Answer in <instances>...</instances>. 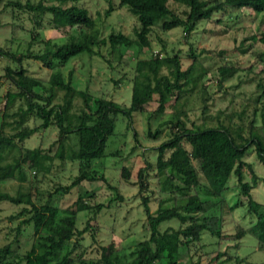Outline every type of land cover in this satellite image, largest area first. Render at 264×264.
Returning <instances> with one entry per match:
<instances>
[{"label": "trees", "instance_id": "16d2710c", "mask_svg": "<svg viewBox=\"0 0 264 264\" xmlns=\"http://www.w3.org/2000/svg\"><path fill=\"white\" fill-rule=\"evenodd\" d=\"M80 2L81 0H10L7 5L12 8L14 15H29L35 26L31 31L32 40H36L39 30L47 27L67 35L74 27L93 30L95 21ZM171 2L187 9L185 18L170 8ZM119 7L127 8L130 14L138 18V24L134 28L135 41L122 32L111 33L107 39H99L96 32L84 39L71 36L70 40L63 44L41 39V53L28 50L25 54L17 55L12 51L0 49V56L13 63L5 67L4 78L10 87L3 96L5 105L0 112V186L4 181L11 179L25 182L27 169H45V162L52 157L44 153L41 147L26 148L25 142L34 135L42 138L45 131L51 127L58 129L56 157L64 158L65 146L71 135L77 139V147L71 150L69 160L77 162L79 173L70 185L59 187L57 191L68 194L84 181L100 180L111 186L103 174L92 168V163L105 155L108 140L115 135L119 114L132 118L134 113H144L146 106L156 95L159 97L156 110L158 113H163L172 101L176 107L179 99L186 92L192 91L203 77V73L200 74L196 70L194 51L191 50L189 57L193 60L187 68H183L180 54L163 57L157 52L149 58L138 59L129 107L103 96L94 97L87 90L75 88L72 75L66 79L61 68L85 51L91 55L103 56L95 51L96 47L108 46L113 51L119 47L131 48L134 45L140 49L149 47V37L160 21L163 32L183 28L186 37H189L199 23L216 22L214 18L228 10L246 8L257 14L264 13V0H119ZM112 10L113 6H110L107 14ZM253 39L260 41L264 46V33L259 37L253 36ZM257 55L263 64L264 74V47ZM26 59L36 60L52 69L47 84L32 76L29 69L23 66ZM165 70H168L169 74H165ZM218 71L221 74V82L229 81L236 73V69L228 66L220 67ZM60 92H63V101L56 104L55 99ZM77 97L82 99L84 105L80 112H74V100ZM263 97L264 91L258 99ZM18 101H24L25 104L12 110ZM208 101V98L203 99L201 110L205 120L209 112ZM184 115L182 110L175 111V118L167 123H171L173 134L157 149L159 152H172L167 168L163 169L165 178L159 179V183L164 186L161 191L167 192L168 189L171 195L167 200L171 205L163 206L162 200L158 210L152 213L149 207L150 197L142 198L149 235L136 242L131 252L132 260L127 264H198L199 261H195L192 256L188 258V262L184 260L188 257L187 254L192 252V246L193 249L201 251L207 245L202 236L204 231L218 238L215 240L235 242H241L250 234L256 238L258 249L264 251L263 205L252 195L254 188L264 184V136L253 130V122L248 131L242 126L233 129L232 126L224 124L208 126L205 122L188 128L182 120ZM261 117L264 128V107ZM158 133L159 129L155 132L149 131L148 136L156 139L159 137ZM193 142L196 148L191 156L184 144ZM252 148L263 170L262 176L245 160ZM14 150L18 155L10 161L9 152ZM182 155L185 157L182 158L184 162L178 165L175 158ZM192 158L198 162L197 166ZM130 168L131 166L124 167L121 173L126 181H129L131 176ZM246 172L250 176V182L246 180ZM157 174L161 176L160 173ZM137 178L136 184L140 185L139 192L142 193L144 169L138 172ZM111 188L116 189L112 186ZM233 188H237L239 194L231 209L245 207V217L253 215L254 218L247 228L238 226L234 235H227L222 208L226 203L225 193ZM242 196L246 197V202H243ZM115 199L122 200L123 197L117 192ZM0 201L22 205L20 212L10 217L11 220L24 218L15 230L14 242H18L23 225L33 228L34 239L31 248L25 253L16 251L13 248L14 242L0 245V264H86L87 262L81 260L82 257L80 259L79 255H75L82 246L79 239L91 229V221L98 220V214L107 206L89 205L78 200L76 208L74 206L62 212L53 206L50 200L39 204L32 200L29 193L19 190L16 195H12L1 188ZM80 208H83L81 211L88 212L83 229L77 227ZM173 219L178 220V228L168 227L163 231L160 229L162 223ZM117 251L113 243L103 246L100 258L90 263L122 264ZM222 256L218 253L214 258L216 264H227L220 261ZM230 259L232 260V257ZM233 261L234 264H251L239 256H234Z\"/></svg>", "mask_w": 264, "mask_h": 264}, {"label": "rangeland", "instance_id": "374dc122", "mask_svg": "<svg viewBox=\"0 0 264 264\" xmlns=\"http://www.w3.org/2000/svg\"><path fill=\"white\" fill-rule=\"evenodd\" d=\"M9 1L0 0V49L12 51L17 55L25 54L28 50L41 53L43 49L41 39H50L54 43L63 44L68 42L71 36L84 39L96 32L99 39H107L111 33L122 32L131 40H136L134 28L138 24V18L130 14L127 8H120L119 0H81L80 5L88 9L95 21L93 30L74 27L67 35L47 27L39 30L36 40H32L31 31L35 29V26L29 15L25 13L14 15L12 8L7 5ZM169 5L185 18L187 9L184 6L173 2ZM110 6H113L114 10L108 15ZM214 19L216 22L199 23L189 37H186L183 28L163 32L160 21L149 37V47L140 49L134 45L131 48L119 47L114 51L108 46L96 47L95 51L103 56L91 55L85 51L61 68L66 79H69L70 74L72 75L75 88L87 90L94 97L103 96L127 107L132 100V81L138 59L149 58L157 52L163 57L180 54L183 68H187L193 60L189 57L193 50L196 56V70L200 74L203 73L201 82L192 91L186 92L179 99L176 107H174L175 102L172 101L163 113H158L156 110L159 97L156 95L154 100L146 106L144 113H134L132 118L119 114L115 135L109 138L105 155L92 163V168L99 174H103L108 179V183L116 189L111 188L104 181L97 180L84 181L68 194L57 191L59 187L70 185L79 173L77 162L69 160L71 150L77 147L76 137L70 136L65 146L64 158L56 157L58 150L56 127L46 130L42 138L34 135L26 140V148L41 147L43 152L52 159L45 162L44 170L27 169V178L23 183L14 179L4 181L0 186L2 191L16 195L21 190L31 194L32 200L39 204L50 200L51 204L62 212L74 207L78 200L87 202L89 205H107L98 214V220L91 221V229L79 239L82 246L75 255H79L80 259L82 257L81 260L87 262L86 264L99 259L102 247L111 243L117 248L122 264L129 263L132 260L131 252L136 242L149 235L142 198L150 197L149 207L152 213L158 210L162 200H164L163 206L171 205L167 201L171 195L168 189L167 192L161 191L164 186L159 183V179L165 178L163 169L167 168L172 152H159L157 149L173 134L170 128L171 123H167L173 121L176 110L184 111L182 120L188 128L205 122L208 126L224 124L232 126L233 129L242 126L245 131H248L253 122V130L264 136L261 117L264 97L258 99L264 91V74L262 73L263 64L257 55L264 46L260 41L253 39V36L259 37L264 33V13L257 14L251 9L244 8L228 10L224 14H218ZM9 64L13 65L7 58L0 56V97H2L0 112L5 105L3 96L10 87L9 82L4 78L5 67ZM23 66L29 69L32 76L48 83L52 69L33 59H26ZM223 66L236 69L234 77L229 81L221 82V74L218 70ZM163 72L169 74L168 70ZM205 98L209 99L206 120L201 113ZM62 101L63 92H60L55 103L59 104ZM24 104V101H18L12 110ZM83 106L82 99L75 98L74 112H80ZM157 129H159V137L150 138L149 131L155 132ZM184 147L193 156L195 142L185 143ZM9 155L11 161L18 152L14 150L9 152ZM182 158L185 159L183 155L175 158L178 165L183 164ZM245 160L253 166L257 174L262 176L263 170L253 148L249 150ZM192 161L196 166L198 165L194 158ZM130 166L131 176L129 181H126L121 173L124 167ZM141 169H144L145 176L142 193L139 192L140 185L136 184L137 175ZM157 173L161 176L159 177ZM246 180L249 182L251 180L247 172ZM238 191L237 188H233L225 193L226 203L223 205L222 212L225 216L224 230L227 235H234L238 226L247 228L254 218L253 215L245 217L247 215L245 207L231 209L237 200ZM117 192L123 197L122 200L115 199ZM252 195L263 205L264 210V184L261 183L254 188ZM241 199L243 202L247 201L246 197L242 196ZM21 208L22 205L0 201V245L14 242L15 230L24 218L11 220L10 217L18 214ZM82 209L80 208L78 212L77 227L79 229L85 227L88 219V212L81 211ZM178 226V220L173 219L162 223L160 229L163 231L168 227L178 228ZM32 234L33 228L23 225L22 233L18 237V242H14L13 248L20 253L27 252L34 241ZM202 236L207 245L201 251L193 249L192 246V252L187 254L188 257L184 262H188V258L192 256L195 261H199L198 264H216L217 261L214 258L221 253L223 256L220 257V261L227 264L235 263L234 256L245 258L251 264H264V251L258 249L256 238L250 234L246 235L241 242L215 240L218 238L207 231H204Z\"/></svg>", "mask_w": 264, "mask_h": 264}]
</instances>
